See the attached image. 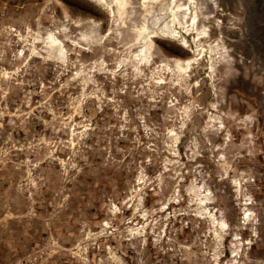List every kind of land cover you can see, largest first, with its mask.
Listing matches in <instances>:
<instances>
[{"label":"rangeland","instance_id":"374dc122","mask_svg":"<svg viewBox=\"0 0 264 264\" xmlns=\"http://www.w3.org/2000/svg\"><path fill=\"white\" fill-rule=\"evenodd\" d=\"M196 1L179 77L157 0H0V264H264V0Z\"/></svg>","mask_w":264,"mask_h":264},{"label":"bare ground","instance_id":"6f19581e","mask_svg":"<svg viewBox=\"0 0 264 264\" xmlns=\"http://www.w3.org/2000/svg\"><path fill=\"white\" fill-rule=\"evenodd\" d=\"M92 1L97 3L98 5H101L104 10L109 12L111 17L112 15L113 17L115 16L114 8H116L117 14H120V12L123 10L124 4H126L124 2L125 0H92ZM139 1L141 5L146 7L148 4L153 3L155 0H139ZM157 2H159L158 7L153 12L152 19H151V23L153 26L158 25L157 27L158 31H156V33L161 34L162 37L167 38V39L170 38V39L181 40L182 38L181 45L184 48L191 50L193 54V56L183 59V60L181 59L172 60L173 67L177 75H179V77L188 76V73L191 70L193 64H195L197 60L199 59V57L201 56L205 55L206 57H208L209 58L208 62L210 64L211 63L210 58L215 59L221 49L217 51L214 45H209L207 49V48L202 47L201 44H198V42L202 40L204 36H206V33L204 32L205 30L199 28V23H200L199 21H200L201 13L199 11L198 2L196 0H185V1L183 0H157ZM212 4H215V3H212ZM214 7L216 6L214 5ZM202 16H203V19L207 18V16L205 15H202ZM186 36L192 37V41H191L192 48L189 47L190 46L189 43L187 42V40H185ZM37 42H40V41H37ZM40 43H42V41ZM43 43H44L43 52L45 54L47 55L53 54L54 57L59 58V62L60 61L63 62V57L65 56V52L63 48L60 46L58 40L55 38V36L52 33H49V35L43 39ZM143 51H144V48L142 47V52ZM32 55L35 57L33 51H32ZM213 69H214L213 65H209V70H213ZM210 76H212L211 71H210L209 77ZM235 187L238 188L237 185ZM203 200L205 199L202 198V201ZM247 204H249V202H247L246 205ZM246 213L243 214L244 216L243 220H247ZM215 223L216 221L211 223L212 228L216 227L215 230L217 231L218 229L221 231L228 230L225 222H222V224L219 223L218 225Z\"/></svg>","mask_w":264,"mask_h":264}]
</instances>
